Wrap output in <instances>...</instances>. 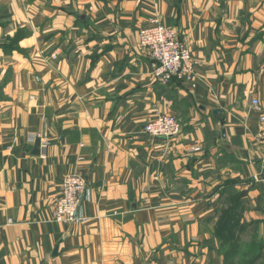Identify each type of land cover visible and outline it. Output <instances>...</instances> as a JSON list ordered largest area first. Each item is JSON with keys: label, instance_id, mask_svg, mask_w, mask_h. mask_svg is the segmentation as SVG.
I'll return each mask as SVG.
<instances>
[{"label": "crops", "instance_id": "crops-1", "mask_svg": "<svg viewBox=\"0 0 264 264\" xmlns=\"http://www.w3.org/2000/svg\"><path fill=\"white\" fill-rule=\"evenodd\" d=\"M156 16L191 51L192 81L151 75L139 33ZM158 116L179 135H146ZM260 116L264 0H0V264H225L232 206L241 251L260 242L264 264ZM73 173L83 221L53 222Z\"/></svg>", "mask_w": 264, "mask_h": 264}, {"label": "built area", "instance_id": "built-area-1", "mask_svg": "<svg viewBox=\"0 0 264 264\" xmlns=\"http://www.w3.org/2000/svg\"><path fill=\"white\" fill-rule=\"evenodd\" d=\"M139 45L151 57V75L161 83L173 80L192 81L195 61L188 46L179 39L176 32L164 26L156 16L147 28L139 33ZM55 58V55L52 56ZM257 109L258 101L252 100ZM264 123V116H260ZM180 124L172 116H158L144 126L143 132L152 138H173L180 133ZM43 149L48 145L44 134L37 136ZM35 136H31L33 140ZM259 143L264 150V127L259 134ZM87 187L85 178L79 173L64 177L58 196L52 199V221L59 224H79L83 220L78 211ZM11 223V221H9Z\"/></svg>", "mask_w": 264, "mask_h": 264}, {"label": "trees", "instance_id": "trees-1", "mask_svg": "<svg viewBox=\"0 0 264 264\" xmlns=\"http://www.w3.org/2000/svg\"><path fill=\"white\" fill-rule=\"evenodd\" d=\"M14 44L15 40H9L4 49L9 50L8 48L14 46ZM235 208L236 206H232L223 212L221 221L216 229V237L221 247L223 260L225 264H256L261 255L262 244L260 243L259 246V243L252 240L246 244V249L243 252L241 251L242 245L236 231L241 230L242 226L234 222L236 216ZM254 246L257 247V252L253 251Z\"/></svg>", "mask_w": 264, "mask_h": 264}, {"label": "water", "instance_id": "water-1", "mask_svg": "<svg viewBox=\"0 0 264 264\" xmlns=\"http://www.w3.org/2000/svg\"><path fill=\"white\" fill-rule=\"evenodd\" d=\"M39 148H40V139L37 138L35 140V144H34V148H33L34 155H39V153H40V149Z\"/></svg>", "mask_w": 264, "mask_h": 264}, {"label": "rangeland", "instance_id": "rangeland-1", "mask_svg": "<svg viewBox=\"0 0 264 264\" xmlns=\"http://www.w3.org/2000/svg\"><path fill=\"white\" fill-rule=\"evenodd\" d=\"M250 226H248V228H249ZM250 234H251V232H250V230L249 229H247L245 232H244V234L242 235L243 236V241H242V243L244 244L245 242H247V241H249V237H250ZM255 242H256V240H255ZM259 246H260V242H259V244H258ZM245 247V246H244ZM243 247V248H244Z\"/></svg>", "mask_w": 264, "mask_h": 264}]
</instances>
